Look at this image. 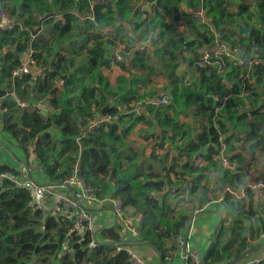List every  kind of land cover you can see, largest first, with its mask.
Instances as JSON below:
<instances>
[{
    "label": "trees",
    "instance_id": "16d2710c",
    "mask_svg": "<svg viewBox=\"0 0 264 264\" xmlns=\"http://www.w3.org/2000/svg\"><path fill=\"white\" fill-rule=\"evenodd\" d=\"M103 1L105 4H94L91 22L86 17L88 0H0V11L10 10L20 21L0 27V141L20 151L23 163L38 168L49 186L63 188L59 186L77 172L97 200L119 198L126 212L139 217L140 237L125 241L122 226L116 225L98 232L100 243L91 248V234L76 235L68 214L60 208L50 213L32 207L28 189L0 178V264H130L125 251L130 244L153 250L154 259L147 264H170L178 252L179 235L213 200L221 202V217L202 264H229L246 254L250 241L264 232L257 212L260 206L264 213V205L255 202L254 191L245 189V195L237 197L228 190L235 192L247 184L253 153L264 145V132L259 134L261 125L264 127V65L248 70L252 82L246 83L243 97L239 93L244 85L239 83L246 68L236 63L227 61L220 73L206 74L194 64L195 51L194 71L182 77L176 71L178 61L172 63L180 59L178 54L189 53L196 44L211 43L198 35L183 48L170 39L171 28L161 13L177 14L182 0L172 4L161 0L146 11L145 18L134 0ZM205 2L206 14L221 41L236 47L232 35L247 27L245 50L236 48L242 56L251 57L256 45L257 52L264 54V0L256 4L255 11L243 4L235 8L237 13L228 2L223 6V0ZM108 26L120 32L128 28L138 40L156 31L161 45L148 53H135L128 66L120 65L127 72L111 81L105 71L112 65L114 43L99 32ZM233 26L239 30L233 31ZM5 46L10 49L3 53ZM28 48L35 65L28 75L13 82L10 72L18 64L20 52ZM157 74L164 84L153 88ZM221 79L231 82V87L220 86ZM28 88L31 96L24 101L28 105L20 109L16 102L23 100L14 95ZM164 93L170 97L168 104L152 106L148 102ZM221 93L230 98L217 113L220 119L213 127V103L216 107ZM43 101L49 106L38 110L32 105ZM136 104L139 114L121 115L119 122L94 127L82 135L92 115L119 114ZM15 109L24 110L27 125L14 119ZM227 125L232 129L225 139L231 163L224 167L217 155L218 137ZM140 129L148 141L157 144L154 149L140 150L132 142ZM233 141L240 145H232ZM165 142L174 145V153L167 152L162 158L156 148ZM80 148V169L76 170ZM7 170L15 168L0 165V173ZM260 178L264 180V174L257 180ZM259 190L264 195V187ZM46 204L50 208L48 201ZM185 264L194 263L187 260ZM251 264H264V259Z\"/></svg>",
    "mask_w": 264,
    "mask_h": 264
},
{
    "label": "built area",
    "instance_id": "2783aa9c",
    "mask_svg": "<svg viewBox=\"0 0 264 264\" xmlns=\"http://www.w3.org/2000/svg\"><path fill=\"white\" fill-rule=\"evenodd\" d=\"M89 1V14L86 16L88 20L94 22V16L92 14L94 4L97 2L99 4H105L103 0H88ZM139 4V13L142 18H145L147 15L146 11L153 9L155 5H158V0H138ZM228 0H223V6H226ZM182 3L177 5V14L173 13L167 15L165 13H161L163 22L171 28L170 31V39H172L176 43H180L183 45V48L189 43L195 42L198 35H204L211 40L209 45H200L197 49V56L194 61V64L198 68L205 69L206 74H211L214 71L220 73L223 71L226 65L228 64H238L244 66L246 71L242 75V79H240V85H244L240 87L241 92L239 93V97H243L247 94V89L244 87L246 83L252 82L250 78V71L254 68V65L263 64L264 65V54L260 55L255 48H253L252 55L250 56H242V52L238 50L236 47H232L226 42L220 41V34L216 32L213 26L210 23V17L206 14V2L205 0H182ZM184 5H186L184 7ZM184 9V10H183ZM159 10H162L161 8ZM237 13V10L235 11ZM179 16L178 18H176ZM12 24L10 21H6L4 19V12L0 11V27H5ZM100 34L103 36L105 40H109L113 42L114 45L111 47V63L112 65H126L128 66L129 60L135 53L143 54L151 51L154 46L161 45V40L156 31H152L149 33V38L144 40L136 39L130 29L126 28L122 32H120L116 27L108 26L99 28ZM123 35V39L120 36ZM196 46H198L196 44ZM35 65V59L33 57L32 49L28 48L23 50L19 54V62L18 64L11 70V79L13 82L22 79L25 75H28L31 72V67ZM41 75L39 71L37 73V77ZM220 86H225L226 89L231 87V82H228L226 79L219 80ZM230 98V94L221 93L218 95L217 100L219 103L217 106H214L213 103V114L210 118V121L214 127H217L218 112L227 104ZM170 101V97L168 94H158L154 98H151L148 102L152 106H162L168 104ZM28 103L24 101H17L16 106L20 109L26 108ZM32 105L36 106L38 110H41L45 107L49 106L47 101H43L40 103H32ZM138 105H134L132 109L124 111L119 114H94L91 118L87 119V123L85 129L83 130L82 135L90 131L94 127L106 126L110 123H117L120 120L121 115L126 114H139ZM215 108V109H214ZM3 126L2 119L0 118V128ZM226 132L219 133V153L217 154L222 166L227 167L230 165L231 160L229 156L231 155L228 151V144L225 139L226 136L232 134V129L230 125H227ZM238 142L233 141L232 145L238 146ZM240 145V144H239ZM232 154L234 152H231ZM256 160H251L250 164H256ZM33 168L29 165H23L19 168H16L14 171H5L0 173V178L9 179L16 187L28 189L30 191L31 196V206L40 210H49L50 213L54 211V209L60 208L64 213L68 214L69 218L72 222L71 230L76 235H81L84 232H88L91 234V241L89 242V247L93 248L100 241L98 236H95V231L97 228V215L90 211L86 206V202H101V203H111V207L114 212L116 225L122 226V232L125 235L124 240L129 241L140 237V231L138 229V223L140 221L138 216H132V214L126 212L125 208L122 205V201L119 198H110L104 197L101 200H97L93 194L89 193L85 188L83 181L75 172L70 178L65 181L64 185L59 187L75 189V192L72 195L63 194L55 191L54 186H49L46 183L38 180L36 177H33L32 173ZM264 187V180L258 182H250L241 186V188L237 191H232L230 189L229 192L235 194L237 197H243L245 194V189H250L252 191ZM52 194L53 203L50 208L47 207L46 204V194ZM157 199V197H154ZM219 201L220 200H216ZM214 200L209 202L206 207L212 206ZM190 226L187 227L181 235L176 240L177 248L181 249L180 253V264H185L187 260H191L194 264H202L200 262L201 258L199 256V251L190 246L188 239V233L190 231ZM186 234V238L183 235ZM261 237L264 238V232L261 233ZM125 251L130 257V264H147L146 260L142 258L138 253H134L129 246H125ZM253 262L258 261H247L241 264H251Z\"/></svg>",
    "mask_w": 264,
    "mask_h": 264
},
{
    "label": "crops",
    "instance_id": "0c3cea01",
    "mask_svg": "<svg viewBox=\"0 0 264 264\" xmlns=\"http://www.w3.org/2000/svg\"><path fill=\"white\" fill-rule=\"evenodd\" d=\"M239 1L241 0H228V4L230 5L231 9L235 12V8H239V6H242L243 4H246L250 7L249 11H255L256 9V4L260 2V0H243L245 3H240ZM4 12V19L7 21H10L12 24L16 22L17 24H20V21L17 19L16 13L13 15L10 14V10H1ZM262 11L264 12V9L262 7ZM250 14V12L241 15V17H246V15ZM243 20V19H242ZM242 20L240 22H242ZM236 25V23H233ZM232 24V25H233ZM239 27V26H238ZM238 27L233 26V31H238ZM247 29V27H246ZM244 29V31L246 30ZM241 31H238L232 35L231 39H236L234 46L236 47L242 46L245 44V38L247 37L248 31L244 33ZM228 36V35H227ZM220 40V38H219ZM221 41V40H220ZM224 42V41H223ZM226 42V41H225ZM256 47V45H254ZM186 57V56H185ZM179 66H181L183 69L184 74H188V67H185V61L182 62L181 58L179 59ZM155 81V82H154ZM153 82L155 86H163L164 81L163 79H153ZM139 129V128H138ZM260 135H263V130L264 127L261 125L260 127ZM134 139H137V134L135 133L133 136ZM264 142V140H263ZM13 147L7 148L6 144L4 145L3 142L0 141V165L4 164L7 166H12L15 169L19 168L23 165H27L26 163L24 164L23 162V156L20 151H14L12 150ZM255 157V158H253ZM253 159L256 160V164H252L253 170L257 169L258 175L256 174H251L254 172L253 170L249 171V178L247 183L250 182H256L257 176L264 174V145L262 143L261 146L257 147L255 149V152L253 153ZM259 162V163H258ZM34 171V176L37 177L38 180L44 181L42 173L39 171L38 168L35 166H31ZM263 181V180H259ZM258 182V180H257ZM57 192L63 193V194H68L72 195L75 192V189H69V188H58ZM245 195V194H244ZM254 200L258 205H264V195L261 193V190L256 189L254 190ZM46 201H48L49 205L51 206L53 203V198L51 195L46 196ZM212 206H208L205 208L204 211L198 213L195 215V220H194V226L191 229L190 226V231L188 233V239L187 241L189 242L190 246L194 249H197L199 251V256L203 255V253L207 250L208 246L210 245L211 238H212V233L213 229L218 223L222 210V205L221 202L219 201H214V203L211 204ZM85 206L92 212H94L97 215V228H102V227H109L114 223V212L111 207V203H101V202H93V201H88L86 202ZM260 207V206H259ZM257 208L258 216L261 217L262 222L264 223V213L261 212L260 208ZM262 207V206H261ZM193 219V218H192ZM191 224V223H190ZM186 234L183 235L184 238H186ZM129 248L134 252L140 254L142 258H144L146 261L147 260H152L154 259V252L153 250L149 249L147 246L143 245H134L130 244ZM248 252L246 253V260L247 261H262L264 259V238L261 237V233L254 238V240L250 241L249 246L247 248ZM180 253L181 249H178V252L174 254V258L170 264H180L181 259H180Z\"/></svg>",
    "mask_w": 264,
    "mask_h": 264
},
{
    "label": "rangeland",
    "instance_id": "374dc122",
    "mask_svg": "<svg viewBox=\"0 0 264 264\" xmlns=\"http://www.w3.org/2000/svg\"><path fill=\"white\" fill-rule=\"evenodd\" d=\"M171 2H173V3H175L176 2V0H171L170 2L169 1H167V0H165V3H167V4H172ZM134 4L135 5H138L139 4V1L138 0H134ZM241 47V49L243 50H245V48L243 47V46H240ZM13 48L15 49V47L13 46ZM199 48V46H195V48L194 47H190V51H189V53H184L183 55L182 54H178V56L181 58V61L182 62H184L185 61V67L187 68L188 67V72H189V74H191L190 72H193L194 71V69H193V67H192V64H193V60H194V57H195V51H196V53H197V49ZM253 48H255V49H257V47H253ZM6 49H10V47H8V46H5V48H4V50H3V53L6 51ZM257 51V50H256ZM178 52H180V50L178 51ZM186 56V57H185ZM175 59H177V60H175V61H173L172 63H175L176 61H178V64H177V68H176V71H177V74L178 75H180V76H182V77H184L186 74H184V72H183V68L181 67V66H179V58H175ZM157 64V63H156ZM154 65V64H153ZM160 66V65H159ZM121 72H127L126 71V69H124L122 66H120V65H115V64H113V65H111L106 71H105V74L109 77V79L111 80V81H113L114 80V78L118 75V74H120ZM161 79L159 76H158V74L156 75V77L154 78V79ZM155 82V81H154ZM154 87H156L155 85L153 86V88ZM15 97H16V99H20V100H23V101H26L27 99H29V97L31 96L30 95V90H29V88L28 89H26L24 92H17V93H15V95H14ZM23 111L24 110H19V109H15L14 110V119L20 124V125H27V120L25 119V114L23 113ZM138 136H137V139H135V140H133L132 142L134 143V144H136L135 146L138 148V149H145V147L146 148H148V149H154L156 146H157V144L156 143H152V141L153 140H151V141H148L145 137H146V133L144 132V131H142L141 129L140 130H138L137 132H135ZM165 146H163V147H161V148H156V150H159V155L163 158V156H164V154H166L167 152H169V154L171 155V154H173L174 153V150H173V147H174V145L173 146H171V147H169V146H166V142H165V144H164ZM176 148V147H175ZM159 156V158H161ZM253 157V156H252ZM253 158H255V157H253ZM154 163V162H153ZM259 163V162H258ZM157 165H159V164H156V166ZM254 172H252L251 174L253 175V174H255V172H256V174L258 175V171H257V169H255V170H253ZM257 177H259V176H257ZM259 180H261V178L260 179H258V181ZM256 182H257V180H256ZM194 220H195V216H193V219H192V221H191V229H192V227L194 226ZM140 255V254H139ZM147 262H149L148 260H147Z\"/></svg>",
    "mask_w": 264,
    "mask_h": 264
},
{
    "label": "water",
    "instance_id": "95a60500",
    "mask_svg": "<svg viewBox=\"0 0 264 264\" xmlns=\"http://www.w3.org/2000/svg\"><path fill=\"white\" fill-rule=\"evenodd\" d=\"M160 2V0H158V2L157 3H159ZM38 31H35L34 32V35H35V33H37ZM81 154H82V148H80V156H79V159H78V161H77V164H76V170H79L80 169V163H81ZM220 219V218H219ZM114 226H116V223H113L112 225H110L109 227H102V228H98L96 231H95V236L98 234V232H100L102 229H105V228H110V227H114ZM216 226H218V224L216 225ZM60 230H61V228H59L58 229V233H60ZM215 231H216V228H214L213 229V234L215 233ZM100 243V242H99ZM105 244H108V245H111V246H116L117 245V243H115V242H106ZM207 251V250H206ZM206 251L203 253V255L201 256V260H200V262L201 263H203V261H204V259H205V256H206ZM247 256H246V254H244V255H242L241 257H239V258H237L236 260H234V261H232L231 263H229V264H236L239 260H241V259H244V258H246Z\"/></svg>",
    "mask_w": 264,
    "mask_h": 264
},
{
    "label": "clouds",
    "instance_id": "9594fccd",
    "mask_svg": "<svg viewBox=\"0 0 264 264\" xmlns=\"http://www.w3.org/2000/svg\"><path fill=\"white\" fill-rule=\"evenodd\" d=\"M160 2H161V0H160ZM160 2L158 3V5L160 4Z\"/></svg>",
    "mask_w": 264,
    "mask_h": 264
}]
</instances>
